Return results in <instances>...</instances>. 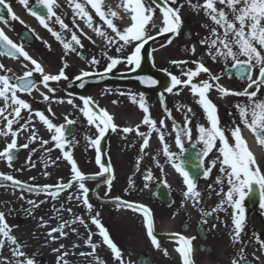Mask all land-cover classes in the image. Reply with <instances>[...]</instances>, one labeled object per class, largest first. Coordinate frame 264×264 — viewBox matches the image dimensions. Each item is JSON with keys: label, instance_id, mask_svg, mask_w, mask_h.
Returning a JSON list of instances; mask_svg holds the SVG:
<instances>
[{"label": "snow or ice", "instance_id": "6c2138e0", "mask_svg": "<svg viewBox=\"0 0 264 264\" xmlns=\"http://www.w3.org/2000/svg\"><path fill=\"white\" fill-rule=\"evenodd\" d=\"M18 2L28 8V0H18ZM38 3L44 4L46 12L38 14L32 9H28L30 14L35 16L39 23L48 29L49 32L59 41L65 54L69 51H77L75 46L83 47L81 39L72 32L71 40L65 41L61 32L54 31L47 20L55 17V22L60 25L61 30L69 29V25L64 23V20L57 15L55 9L60 7L57 0H37ZM69 6L73 11L72 23L79 28V24L76 23L77 17L82 20L88 28H91L97 36L103 38L108 49L114 48L118 55H109L108 51H103L101 55L105 58L106 64L102 71L96 70V66L101 63V60L96 56H92L88 61L92 68V71L81 70L80 74L75 77L76 80H82V78L89 77L91 75H97L103 78L107 74L111 73L118 65L124 64L127 70L136 71L140 68L142 61V49L149 41H154L157 36L165 33L179 34L180 28L183 24L181 18L182 4L178 3V0H126L124 9L126 12H130L131 23L123 29L118 27V21L120 17L117 12L111 8H106L103 0H68ZM189 7L193 10H203L205 16L210 20L211 25L204 24L202 27L208 29V35L201 39L199 43L206 47L205 54L213 61H223L225 69L230 64L231 69L235 70L237 78L246 80L247 84L243 91H235L227 88L220 83L221 74L213 73L212 70L205 65L202 60H171L170 63L176 67H186L188 64L195 65L194 68H187L186 71H182L181 75L186 79H181L177 75H173L168 72L170 77V86L166 87L165 91L169 94L173 93L174 89L177 90L176 94H179V89L182 87L190 86L191 93L194 97H197L196 103L203 109L208 126L204 124L196 125V131L198 133V141L202 143L203 147L200 155L207 157L213 149L219 152V156L216 159L210 161V166L203 172L205 178H207L212 168L216 167L219 163V171L226 177L228 190L225 192L221 188L218 195H222V198L213 211L227 209L225 205H229L232 211V225L233 235L232 239L235 243H242V233L245 226V213L243 207V201L248 197L254 186H259L261 196V207L264 208V170H262L260 163L257 161L254 153L250 150L245 140L241 125L246 127L253 133L257 142L264 146V98L259 95L262 88H264V0H203L200 3L196 0H186ZM217 4L221 7H217ZM86 5H90L94 10L95 16L99 17L100 21L106 25V28L111 31L102 29L101 27H94V17L87 10ZM160 10L162 15V27L158 31H153L157 28L156 21L154 19L156 9ZM5 11L11 20H20V18L13 12L10 5L5 4V0H0V21L5 24L8 20L5 17ZM116 21V22H114ZM20 23H24L20 20ZM80 32L87 36V33L83 29ZM92 40L90 36L87 37ZM47 44V41L44 42ZM95 44V41L92 40ZM171 43V40L168 41ZM50 48L51 46L48 45ZM164 47V45H161ZM130 49V51H128ZM186 51L191 55L196 54V45L186 46ZM0 56H6L9 58L19 59L23 57L25 61H29V64H24L26 69L22 75H16L12 69H5L3 63H0V101L3 106H0V121H5L3 127H0V136H11L10 143L0 150V159L7 161L8 166H12V162L15 159V153L19 148H28L29 144L18 145L17 138L21 132H29L27 139L35 142L40 140L42 145L49 144L48 140H43L37 135L35 126L31 124L32 114L39 118L44 125L47 126L48 131L52 133L51 141L55 142V147L62 151L63 159L70 165V178L65 182L61 178L54 185H28L24 181L15 179L11 175L0 173V180L10 181L14 186H18L28 191L44 192L50 195L53 199L57 198L60 192L70 190L74 184L78 186V194L73 196L69 195L68 199L71 201L73 198L81 200L90 213L91 223L96 225L98 234L102 238V244L106 245L112 252L114 259L118 264H125L122 255V249L112 240L108 230L103 226L100 221V213L96 212L91 215L93 205L89 202L88 193L90 189L86 186L85 181L90 179L100 178L103 183L107 185L110 190L115 180V173L111 162L105 164L102 161V148L101 141L105 137L106 133L111 130L115 132L118 125L114 122V117L106 109L100 108L98 104L92 99V97H81L83 106L80 107V111L87 118L89 125L95 126L97 129V135L93 137H86L88 140V146L95 148L96 156L95 162L99 166L100 171L88 175L81 171L76 159L74 158L72 145L73 141H69L66 138V127L64 124L57 125L49 119L44 112L39 110H33L31 104L25 99L20 98L17 93H26L29 96L33 90L39 91V85H42L44 89H47V93L40 92L44 101L54 100L55 88L50 86V82H59L61 79L68 80L66 75V69L69 68L68 63L65 61L63 66L59 69L57 74L47 73L43 65L28 54L27 51L21 45L14 43L3 31L0 29ZM167 71V69H164ZM9 73H12L9 75ZM34 73L39 74L41 79L36 81ZM207 74L208 79L194 82V79L201 74ZM255 73V74H254ZM227 75L231 78L232 73L228 72ZM137 79L146 86H154L158 83L157 80L151 76H139ZM84 86L83 83L80 85ZM254 90H251L253 89ZM216 90L221 97L228 95L246 97V103H237L235 108L238 111L239 123L233 122V127L224 128L220 124V117L218 115L217 105L210 99V92ZM53 94V95H50ZM133 103H137L139 108L144 113L143 119L140 124H137L135 128L124 127L122 131L124 133L136 132V135L142 139L140 145V152L146 153V150L150 146V139L155 133L158 137L160 144L162 145V153L168 161H172L175 154L169 149V145L166 142V133L163 129L167 128L164 119L159 121L152 118L149 105L143 93L130 94ZM63 103V100L56 101ZM160 102L164 105L165 112L168 119H173L171 110L167 108L165 103L164 93L160 94ZM68 104L74 105L72 99L67 100ZM116 103V101H113ZM183 109L185 111L184 123L182 127H178L173 119L172 131L175 132V143L183 150V140L192 139V108L186 105H178L177 111ZM22 110H27L29 113L28 120L24 123H20L24 119L21 115ZM51 112L52 109L49 106L47 109ZM54 115V114H53ZM67 124H74L75 121L68 119ZM14 125H18L14 129ZM141 125L147 126L146 132H141ZM227 133V134H226ZM170 134V133H169ZM230 134V135H229ZM219 141V145H217ZM67 146V149H66ZM35 151V149H32ZM47 151H51L48 149ZM31 157H29V160ZM50 159V158H49ZM60 158L57 157L52 163L55 164ZM143 156L139 157L136 161V167L139 168L140 161ZM156 159V157H152ZM35 165H33L34 167ZM48 165L46 164L45 167ZM159 166V161H157ZM174 168L183 177V183L186 186V190L183 192V196L192 200L195 204L201 201V192L197 188L195 178L186 170L182 164H173ZM45 175H49L45 172ZM152 178L151 169H148L144 174L145 180ZM34 179V178H33ZM224 181L222 177L216 178L217 184H222ZM129 184H133L130 179ZM147 187V184H145ZM211 188V185H209ZM107 195V193H106ZM119 206H126L135 211H139L143 214L144 225L146 227L147 236L150 238L152 245L159 249L160 243L154 232V220L151 210L143 204L126 203L121 201L120 197L115 198ZM45 201L36 203L29 200L28 203L32 205V208H38L40 204ZM72 212L71 208H64L62 204L60 208L55 209L57 213L62 211ZM32 215V212H28ZM204 215H210V213H204ZM42 226L47 222L41 217ZM79 221L80 224L87 228V224L82 217L77 216L72 223ZM69 222L63 221L58 224L57 227H51L47 233L48 238L51 241H58L61 237H66L68 233L65 231L69 228ZM71 231L75 232L76 229L72 228ZM58 235H55L57 234ZM93 235L91 231L85 239V245L88 246L90 252H80L81 257H94L97 264H104L99 261V257L95 256L96 250L99 247L97 243L93 242ZM179 243L177 251L182 257V264H194L192 240L195 237H184L179 233L173 234ZM260 250L264 252V240H259ZM7 247L9 256H4L3 250ZM26 245L19 242L18 238L12 235V227L8 225L6 221V214L4 211H0V264H36L35 255L29 256L24 250ZM80 247V245H73V248ZM53 252L57 254V264H69L66 259L70 253L65 249L64 244H60L58 248H54ZM75 255L76 253H71ZM164 255L167 256L168 252L165 249ZM259 257L256 260L259 261ZM232 264H247V257L245 256V249L241 247L237 258L233 259Z\"/></svg>", "mask_w": 264, "mask_h": 264}, {"label": "rangeland", "instance_id": "374dc122", "mask_svg": "<svg viewBox=\"0 0 264 264\" xmlns=\"http://www.w3.org/2000/svg\"><path fill=\"white\" fill-rule=\"evenodd\" d=\"M196 0H193L195 3ZM200 3H203V0H199ZM179 4H182L183 7L181 9V18L183 20V28H188L190 31V35L188 39H183L182 37H176L171 40L169 44L167 40L164 41L165 44V54L163 55L160 66L164 69H167V72H171L173 75L178 76L177 68L170 63L171 60H202L206 66L214 68L215 66H225L223 61L213 62L206 54V47L202 46L199 41L205 38L208 35V29L202 27L204 24L211 25L210 20L205 16L203 10H193L189 7L186 0H178ZM217 7H221V5L217 4ZM157 28L154 31L159 30V26H162V17L160 16L157 21ZM128 26V23L123 24V28ZM95 27V25H94ZM15 29V28H12ZM7 30V29H6ZM92 30V29H91ZM34 31L37 34L36 41L34 45H26L23 46L24 50L28 52L30 56L34 59H37L47 73L57 74L60 63L57 61V55L48 51L47 44L45 41H48V34L46 28L43 27L39 22H35ZM153 31V32H154ZM7 33H11V30H7ZM7 34V35H8ZM10 36V35H9ZM12 37V36H10ZM16 39V38H15ZM85 40V39H84ZM92 40L95 41V44L92 43ZM90 41L86 39L85 42L89 46L88 52L89 57L91 59L92 56H96L101 60V63L96 66L97 69L100 67L104 68L106 64L105 58L101 55L103 51H108L109 55H118L114 49H108L106 44H101V38L96 39L92 38ZM89 43V44H88ZM196 45V54L193 56L188 51H186V46ZM130 49H128L129 51ZM89 59V60H90ZM71 62H77L76 66H81L80 71L83 69L85 71L92 70L91 66L88 62H80L79 60L70 58ZM0 62L4 64L5 69H12L13 73L16 75H22L26 70L23 65L29 64V61H25L24 59L13 60L7 58L5 56H0ZM188 67H195L193 64H188ZM176 67V69L174 68ZM101 68V69H102ZM116 69H127L124 64H120ZM212 70V69H211ZM3 73V72H2ZM12 73H9L11 75ZM39 80L41 79L39 74H35ZM68 76V75H67ZM70 76V75H69ZM68 76V77H69ZM74 76V75H72ZM184 76L180 78L183 79ZM39 91L34 90V94L27 98L25 96H20V98L25 99L30 104L33 102H37L42 99L40 96V92H45L43 86L39 85ZM174 89L173 93H165V103L168 109L171 110L172 117L174 119L175 109L180 104V97L184 95L183 92H179L176 94ZM90 97H92L95 101H97L103 108H105L110 114L114 117V122L118 125V128L115 132L118 133L117 138L112 136V148H111V156L112 161L118 166H122V163L130 164L132 162H136L137 159L143 156V159L140 161L141 166L149 167L153 172L158 174L163 181L167 184L171 192L175 191V186L177 185L178 178L176 177V171L173 166L174 158L172 161H168L167 158L162 153V145H157V135L153 133V137L150 139V146L146 150V153L140 152V145L142 144V139L136 135V132L133 131L131 133H124L122 129L124 127H132L135 128L137 124L143 119L144 113L139 108L137 103H133L131 99V95L127 90L119 88V89H109V88H97L90 90ZM153 102H158L160 99L157 96H153ZM37 100V101H36ZM150 99H146L147 104L149 105L150 113L153 119L159 121L160 119H164L167 125L166 129H163L166 133V142L169 145V149L172 153H174V131H172V123L173 119L167 118V113L165 112L164 105L162 107H154V103L149 102ZM155 100V101H154ZM116 101V103H113ZM31 104V106H32ZM0 106H3L2 101H0ZM47 110V106H46ZM25 110H22V113ZM178 111V113H180ZM48 113V111H47ZM61 119L66 120L65 116L59 114ZM134 116V119L130 118ZM69 118V116H67ZM71 118V117H70ZM57 123L60 122V119H54ZM5 121H0V127H3ZM141 132L147 131V126L141 125ZM170 133V134H169ZM29 132H21L18 135L17 143L18 145L29 144V151L22 153L18 156L16 162H12V166L9 167L8 163L4 159H0V173L8 174L13 176L14 178L24 181L29 184H45L49 182H58L61 178H66L70 176V165L63 159V156L58 154H53V160H56L57 157L60 159L53 164L51 162L47 168L40 166L45 163V154L38 153L36 158L32 155L31 150V141L27 139ZM121 135V136H120ZM94 136V134L92 135ZM89 136V137H92ZM116 139H120L118 143L125 145V149L120 148V146L114 143ZM11 136L4 137L0 136V150H2L7 143H10ZM85 144L88 143L86 138L83 139ZM160 143V142H159ZM154 148V149H153ZM130 149V151H129ZM153 149V150H152ZM82 151V150H81ZM93 154L92 150H84L81 152V171H93L94 170V162H93ZM29 157L31 159L29 160ZM152 157H156V159H152ZM157 161H159V166H157ZM33 165H35L33 167ZM45 172H48L49 175H45ZM34 178V179H33ZM90 183H86V186L90 189ZM77 188V185H74L72 189L67 191V193H61L55 199L49 197L46 200H50L49 203L40 204L38 208L33 209L32 205L28 203L29 200L35 201V197L30 194H25L21 192H17L8 188H0V211H4L6 214V221L8 225L12 227V235L16 236L20 243L26 245L25 251L29 256L35 255L36 264H57V254L53 252L54 248H58L59 245H49L48 243H52L53 241L46 240L47 233L51 227H57L58 224L63 221H72L77 217L76 212L69 213L66 210L57 213L59 216H56L55 209L56 207L60 208L63 204L66 209V203L68 198V193L71 191V194H74V189ZM143 191L139 188H135L134 198L137 200H144L142 196ZM89 202L92 204V198L90 193H88ZM41 200V197H40ZM76 201V199H74ZM39 203V202H38ZM73 203V201H71ZM93 205V204H92ZM44 207H48V210L44 209ZM77 205L73 206V210L77 211ZM86 215L84 217L85 224H87L85 239L88 235V232L91 231L95 235H93V242L97 243L99 247L96 250L95 256L99 257V261L104 262V264H118V262L114 259L111 250L104 244H102V238L98 234V229L96 225L91 223L89 210L85 208ZM31 211L32 215H29L28 212ZM68 214L71 217H68ZM133 214V212H132ZM137 215L133 216H125L123 213H118L113 216V219L118 227L116 229L117 233L121 234V237L124 241H121V248L123 260L125 264H135L134 259L139 252L145 251V245L148 243L147 238L144 237L143 234V222L137 223L135 218ZM41 217H43L44 221L47 222L46 225L42 226ZM21 218L23 221L21 223H17V219ZM67 232V228L65 229ZM55 235H58L55 234ZM72 237L71 234H68L66 238ZM61 239V238H60ZM59 239V240H60ZM62 244H65L66 240H60ZM66 245V244H65ZM87 248L83 252H90L91 249ZM69 251L70 255L66 258L69 264H97V261L94 257H83L86 261L81 260V256L79 253L81 250L79 249H69L65 248ZM75 252V255L71 253ZM4 256H9L8 248L5 247L3 250ZM152 258L155 262L154 264H181L177 258V252L174 256L168 258H164L163 255L157 250L156 252L151 253ZM207 264V262H203Z\"/></svg>", "mask_w": 264, "mask_h": 264}, {"label": "flooded vegetation", "instance_id": "af4514ba", "mask_svg": "<svg viewBox=\"0 0 264 264\" xmlns=\"http://www.w3.org/2000/svg\"><path fill=\"white\" fill-rule=\"evenodd\" d=\"M33 1L34 0H28V8L26 9L18 2V0H5V3L10 5L13 12L20 18V20L24 22L22 24L20 23V20H11L9 26H26L30 24V22L32 21V19H30V16L32 15H29L30 12L28 9L31 8ZM125 2L126 0H103L106 8H111L113 11L117 12L118 16L120 17V20L117 22L118 27H120L122 23H126L128 20H130L131 13L125 11ZM57 3L60 5V7L56 8L55 11L57 15H59L64 20V23L69 25L70 30H61L60 25L55 22V17L47 20L49 27H51L54 31L61 32L66 42L71 40L72 32H76V34L81 39V43L83 44V46H85V41L81 35L82 33L80 32L81 24L87 31H91L90 28H88L87 25L78 17L76 19V23L79 24V28H77L76 25L72 23L73 11L69 6L68 0H57ZM86 8L94 17L93 26L95 25V27H101L102 29L109 31V33L111 34V31L106 28V25L103 23V21H100L99 17L95 16L94 10L91 9V6L86 5ZM160 16L162 17L160 10L157 8L154 17L156 23L159 20ZM34 18L37 20L35 16ZM0 24L5 23L3 21H0ZM48 33L51 39V42L48 44L51 46L50 50H52L63 61V63L65 61L68 63L69 68L67 70H70V72H77V70L73 68L72 63L68 61V57L69 55L77 57L78 53L82 51L83 47L80 48L79 46H75L77 48V51H69L67 52V54H65L62 44L55 39L51 32L48 31ZM95 37L98 38L99 36L96 35ZM161 45L164 44L154 46L152 49V55L154 57V60L156 58L157 63L161 62L165 50V46L161 47ZM223 71L224 69L217 68L215 73L221 74L223 73ZM197 78L202 81L205 77L200 75ZM221 80L220 82H222L225 87L233 89L235 91H243L247 84L246 80H239L235 77H225L223 74L221 75ZM65 84L66 82L50 83V86L56 89V92L54 93L55 99L47 102H49L52 109V115L54 114L55 116H57V114L60 113L62 115L68 114L71 116L72 112L77 113L78 119L75 122L78 121L80 126H78V129L73 135L66 136V138L69 141H73L72 151L75 155L74 158L77 160L78 165L81 169V111L79 110L81 107V99L75 94L65 93ZM251 90H254V88ZM181 91H183L184 93V95L180 97L181 105H186L192 108V113L189 115H191L192 117L191 127L193 129L192 139L183 140V150L192 146V148L195 149L198 153H201L203 145L198 141L196 125L204 124L207 127L208 124L206 121V117L203 109L196 103L197 97H194L192 95L190 87H182L179 89V92ZM259 95L261 96V98H264V88H262ZM209 96L210 99H212L213 102L217 105L220 124L222 127L231 128L234 126V121L236 123L240 122L238 111L235 108V105L237 103H246V97H238L233 95L221 97L220 94L215 90H212ZM68 99H72L74 105H76L77 107H74L72 104H68ZM58 100H63L64 102L58 103L56 102ZM184 115L185 111L183 109H181L180 113L177 112L176 124L178 127L183 126ZM82 120L84 122L83 125L85 126L88 122L87 118L84 115L82 116ZM31 124L35 126L37 135L40 138L49 141V144L47 145H42L40 140L33 142L32 149H35L34 152L41 151L42 153H45L46 158L50 162L53 153L62 155V151L55 147V142L51 141L52 133L48 131L47 126L44 125L43 122H41L36 116L31 119ZM241 129L242 134L247 141L248 147L254 153L257 161L261 165L262 170H264V146L260 145L257 142L253 133L246 127L241 125ZM217 145H219V141H217ZM109 146L110 141L108 142V148ZM48 149H51V151H47ZM183 150L175 143L176 164H178V157L183 152ZM219 155V152L216 149H213V151L210 152L207 157H203V169L205 170L206 168H208L210 166V161L216 159ZM219 167V163H217L216 167L212 168V171L207 178H205L204 175L202 177H197V188L202 194L201 201L198 204H195L192 200L187 199L183 196V192L186 190V186L184 185L179 173L181 179V188H178L177 193L174 195V197H172L170 205H164L153 195V188L157 184H159L161 180L154 175H152V178L150 180H145L144 174L147 172V170L140 168L137 169V167L133 166L129 167V172L127 168L120 169L118 173H115L114 171L116 175V181H113L111 189L109 190L106 184L101 185L99 188V194L102 198L120 197L121 199L128 201L133 200L134 191L132 184H129L130 179L133 182L136 181V187L139 186L141 188H146L147 191L144 194V197L146 198L145 202H147L146 206L151 210L153 214L155 232H160V229L163 225L171 224L174 222H176L177 226L176 233H181L183 228H187L190 235L192 237H195V239L192 240V256L194 264H204L203 262H208L207 264H232L233 259L237 258L241 247H244L245 249L247 262H252V264H264V252L260 250V244L257 241V238H259V240H264V208L261 207L259 186H254L252 193L243 201L245 226L241 237L242 243H235L232 239L233 209L229 205H225L224 207L227 209L226 211H213V209L216 208L217 204H219L222 198V195H218L221 188H223L226 192L229 187L226 177H224L223 174L220 173ZM99 171L100 169H97L95 173ZM218 176L222 177L224 181L222 184L216 183V178ZM145 184H147V187H145ZM209 185H211V188H209ZM182 186H184V189H182ZM77 189L74 191L76 195L78 194ZM79 202L81 207L80 213L82 217V215L85 213V205L81 200H79ZM98 204V207L94 210V214L96 212L100 213L99 218L101 223L106 229H108L110 237L117 244L118 235L113 231V228L115 229L116 223L114 225V219L112 218V215H115L118 210H122L124 212V215H127V213L125 212H129V210L125 208H110L111 210H108V205L102 203ZM204 213H210V215H204ZM103 215L108 217L109 220L104 219ZM188 217L191 218V224H186V221H184V219ZM250 217H252V220L250 219ZM72 240L78 242L70 243L69 245L71 246V248H73V245H80V247H77L76 249L83 250L85 248V231L81 224L78 229V236L73 238ZM158 241L161 246L159 250L160 252H163L164 249L162 248V244L166 243L167 241L160 239H158ZM174 241L175 243L171 244L169 248L170 250L173 247L175 248L179 246L180 242L178 240ZM54 244L58 245L61 243ZM256 257L260 258L259 261L256 260Z\"/></svg>", "mask_w": 264, "mask_h": 264}, {"label": "water", "instance_id": "95a60500", "mask_svg": "<svg viewBox=\"0 0 264 264\" xmlns=\"http://www.w3.org/2000/svg\"><path fill=\"white\" fill-rule=\"evenodd\" d=\"M172 33H165L163 35H160V36H157L156 38L158 37H162V36H167V35H170ZM27 41H31L30 37H25ZM151 42V41H149ZM148 65L147 64H142L140 66V68L132 75H126V74H107L106 76H104L103 78H100L99 76H91V77H86V78H82V80H79L77 81L76 83H83L84 86L81 87V95L84 93V91L88 88V87H91V86H95V85H98V84H103V83H106L108 81H111V80H115V81H118V82H128L130 84H132L133 86H136V87H139L143 90H148L150 89L151 87L153 86H146L145 84L141 83L139 79H137V77L139 76H151L153 79L157 80L158 81V77L154 75V73L151 71L149 74H147L145 72V68L147 67ZM79 91V89H78ZM101 148H102V161L105 160V157H104V151H103V144L101 145ZM0 185H11V186H14L12 184V182L10 181H3V180H0ZM14 187H18V186H14ZM20 188V187H18ZM27 190V189H25ZM28 191V190H27ZM138 264H151L150 262H146V260H140V262H137Z\"/></svg>", "mask_w": 264, "mask_h": 264}, {"label": "bare ground", "instance_id": "6f19581e", "mask_svg": "<svg viewBox=\"0 0 264 264\" xmlns=\"http://www.w3.org/2000/svg\"><path fill=\"white\" fill-rule=\"evenodd\" d=\"M130 118L134 119V116H132V117H130ZM165 231L167 232V230H165Z\"/></svg>", "mask_w": 264, "mask_h": 264}]
</instances>
